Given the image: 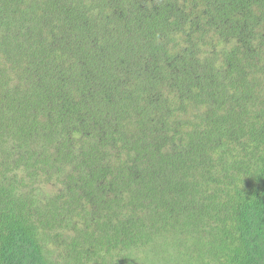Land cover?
I'll use <instances>...</instances> for the list:
<instances>
[{"label": "trees", "instance_id": "16d2710c", "mask_svg": "<svg viewBox=\"0 0 264 264\" xmlns=\"http://www.w3.org/2000/svg\"><path fill=\"white\" fill-rule=\"evenodd\" d=\"M0 264H264V0H0Z\"/></svg>", "mask_w": 264, "mask_h": 264}]
</instances>
